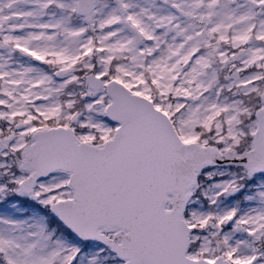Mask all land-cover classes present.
Listing matches in <instances>:
<instances>
[{"label": "snow or ice", "instance_id": "1", "mask_svg": "<svg viewBox=\"0 0 264 264\" xmlns=\"http://www.w3.org/2000/svg\"><path fill=\"white\" fill-rule=\"evenodd\" d=\"M0 264H264V0H0Z\"/></svg>", "mask_w": 264, "mask_h": 264}]
</instances>
